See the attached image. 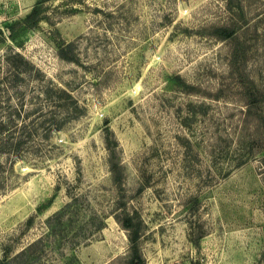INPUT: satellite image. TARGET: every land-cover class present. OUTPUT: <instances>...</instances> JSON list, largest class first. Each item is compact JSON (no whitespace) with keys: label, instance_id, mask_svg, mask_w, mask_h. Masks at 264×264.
<instances>
[{"label":"rangeland","instance_id":"obj_1","mask_svg":"<svg viewBox=\"0 0 264 264\" xmlns=\"http://www.w3.org/2000/svg\"><path fill=\"white\" fill-rule=\"evenodd\" d=\"M127 215L264 264V0H0V264H129Z\"/></svg>","mask_w":264,"mask_h":264},{"label":"trees","instance_id":"obj_2","mask_svg":"<svg viewBox=\"0 0 264 264\" xmlns=\"http://www.w3.org/2000/svg\"><path fill=\"white\" fill-rule=\"evenodd\" d=\"M34 13H35V10L31 14L28 15L26 22L32 19ZM8 29H9L10 34H11L10 37L15 40V36H16L15 27L11 25L8 27ZM216 31L218 33L217 35H219L217 37H221V38L230 37L232 34V29L229 27L219 28ZM16 56L18 58H20L22 61H24L25 65H28V62H26L24 60V58H22V56H20L19 54ZM64 94H66V93H64ZM112 168H113L112 172L115 175L116 166L113 165ZM71 206H72L71 204H68L67 206H65V208L60 213H58L57 215H54L52 218H50V221L54 220V219H59V220L62 219L65 216L66 212L70 210ZM134 221H135L134 217L127 215L124 218V220H122V222H120L121 225L124 227V229L126 231H128L129 239H130V242L132 244V254L130 256L131 258H130L129 264H144V260L142 258L141 253H140V250L138 248V242L140 239L141 230H140V226L135 224ZM100 227H102V226H100ZM32 247H36V244H34V246H32ZM29 250H31V249H29ZM26 252L27 251L24 250L21 254L24 255V254H26Z\"/></svg>","mask_w":264,"mask_h":264}]
</instances>
